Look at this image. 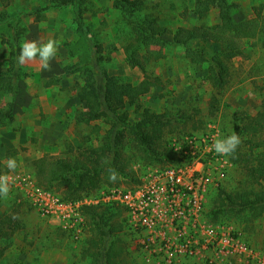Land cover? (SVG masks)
I'll return each mask as SVG.
<instances>
[{"label": "rangeland", "instance_id": "rangeland-1", "mask_svg": "<svg viewBox=\"0 0 264 264\" xmlns=\"http://www.w3.org/2000/svg\"><path fill=\"white\" fill-rule=\"evenodd\" d=\"M143 1L145 9L142 13L152 12L172 30L218 20L216 8L202 21L188 13L194 7V0ZM230 1L238 4L234 11L238 21L254 17L255 7H264V0ZM131 36V27L122 11L115 8L114 0H77L75 4L62 7L52 6L49 0H0V76L9 66L13 43L21 45L26 40L41 39L46 42L50 38L60 43L49 69L42 68L39 62L22 66L24 74L18 81L15 119L0 126V174L9 173L6 161L14 157L17 167L12 172L24 171L35 176L38 182L36 160L44 156L74 158L82 149L101 144L108 128L106 123L100 121L88 125L75 121L76 113L84 108L78 98V90L84 81L82 73L74 68L92 58L96 45L101 48L103 64L110 74L131 83L140 82L144 78L143 71L130 67L125 55V46ZM193 47L216 51L220 44L201 39L195 41ZM242 47L244 54L231 62L225 88L217 93L205 79L207 64L192 62L186 56L185 47L154 44L152 48L158 55L147 67V73L160 77L161 84L142 96L137 102L141 108L122 100L130 123L135 124L140 119L143 108L166 114L172 120L169 127L172 130L167 131L162 146H166L170 136L201 133L209 124L217 125L223 137L238 133L242 141L238 148L249 154L250 144L247 136L241 134L240 125L245 122L244 115H256L264 97V49L258 41H243ZM214 96L217 104L213 107ZM7 101L8 96L0 94V107ZM124 154L138 174L140 169L144 172L149 166L166 165V162L157 161L144 163L146 161L137 155L139 152L131 139L125 142ZM233 162L235 166L223 189L234 193L245 186L247 179L243 166ZM134 185L130 177L120 176L116 183L109 179L102 181L100 188H131ZM66 189L56 183L50 188L61 197L67 194ZM12 191L7 199L0 198V214L18 215L21 229L9 238L0 239V246L7 250L0 264L91 263L84 257L90 234L88 229L79 240H74L66 231L43 220L21 191ZM217 194L208 204L209 211L215 208ZM125 215L120 219L124 220ZM218 221L236 227L246 241L264 252V214L255 218L249 212L226 211ZM121 235L129 250L127 264H149L134 233L125 227ZM183 264L205 263L191 260Z\"/></svg>", "mask_w": 264, "mask_h": 264}, {"label": "trees", "instance_id": "trees-1", "mask_svg": "<svg viewBox=\"0 0 264 264\" xmlns=\"http://www.w3.org/2000/svg\"><path fill=\"white\" fill-rule=\"evenodd\" d=\"M77 0H49L55 7L75 4ZM190 12L198 20L208 18L213 8L218 9V20L212 24L201 23L192 26H179L172 30L164 26L160 19L148 12L143 14V0H114V6L120 9L126 23L132 30V36L125 46L127 63L132 68H139L144 78L138 83L124 81L109 73L104 66L101 48L94 45L92 58L74 69L81 72L83 85L78 90V98L83 109L75 115L78 124L104 122L108 125L98 147H87L79 151L74 158H51L44 156L36 160V176L39 185L46 189L55 183L59 187L66 186L65 198L80 199L101 190L102 181L108 179L109 169L117 170L119 177H130L135 183H141L143 170L139 174L130 166V159L124 154L127 139L134 142L137 154L146 162H166L169 165L179 161V157L170 146V136L166 146L162 141L172 120L164 113L151 112L143 108L140 119L131 124L129 113L122 100L129 104H137L142 96L148 94L155 86L161 84L160 77L147 73V67L155 61L158 53L154 44H170L185 47L186 56L195 63L207 64L205 79L212 88L220 93L225 88L226 77L231 70V62L244 54L243 41H258L264 49V7L254 8L255 16L236 20L234 11L238 4L230 0H194ZM2 16H5L3 13ZM166 35H171L168 39ZM209 39L220 44V49L207 51L193 47L197 40ZM21 45H11L9 66L0 76V94L8 96V101L0 107V126L14 121V106L18 96V81L24 74L22 66L17 64ZM217 104V97L212 99V106ZM244 124L240 125L241 134L247 136L250 153H242L237 148L232 160L239 162L245 171L244 187L237 192L220 189L215 200L214 210H210L213 221H218L222 213L249 212L255 218L264 214V97L256 115L246 114ZM172 128L169 130L171 131ZM160 166V165H159ZM165 166V165H163ZM162 166V167H163ZM46 185V186H44ZM133 186V187H134ZM132 188V187H131ZM100 189V190H99ZM110 189V187H109ZM89 238L84 257L90 264H127L128 248L122 238L125 214L122 206L111 204L106 206L85 207ZM21 229L18 215L0 214V239L9 238ZM6 253V247L0 246V259Z\"/></svg>", "mask_w": 264, "mask_h": 264}, {"label": "built area", "instance_id": "built-area-1", "mask_svg": "<svg viewBox=\"0 0 264 264\" xmlns=\"http://www.w3.org/2000/svg\"><path fill=\"white\" fill-rule=\"evenodd\" d=\"M208 126L201 133L172 136L170 146L179 161L145 168L141 183L132 188L102 189L73 200L40 186L24 171L4 174L13 177L12 192L21 191L43 220L74 240L87 230L85 207L115 204L124 208L125 225L149 264H264V252L236 227L210 216L208 204L235 164L232 155L214 151V139L223 134L217 125Z\"/></svg>", "mask_w": 264, "mask_h": 264}, {"label": "clouds", "instance_id": "clouds-1", "mask_svg": "<svg viewBox=\"0 0 264 264\" xmlns=\"http://www.w3.org/2000/svg\"><path fill=\"white\" fill-rule=\"evenodd\" d=\"M59 47L60 43L57 40L51 38L46 42L43 39L26 40L21 44L20 54L17 58V64L19 66H24L28 63L39 62L42 68L49 69L51 66L50 62L57 55ZM241 142L240 135L234 132L229 136L214 139L213 149L219 155L230 156L235 153ZM6 167L9 169V173L14 171L17 167L16 158H9L6 161ZM108 179L110 182L116 183L118 179H120L117 170L109 169ZM12 181L13 177L10 174L0 175V198L7 199L11 190L10 185Z\"/></svg>", "mask_w": 264, "mask_h": 264}, {"label": "crops", "instance_id": "crops-1", "mask_svg": "<svg viewBox=\"0 0 264 264\" xmlns=\"http://www.w3.org/2000/svg\"><path fill=\"white\" fill-rule=\"evenodd\" d=\"M1 174H2V173H1ZM1 174H0V175H1ZM6 252H7V250H6ZM5 256H6V253H5V255H4L3 257H5ZM1 259H2V258H1Z\"/></svg>", "mask_w": 264, "mask_h": 264}]
</instances>
